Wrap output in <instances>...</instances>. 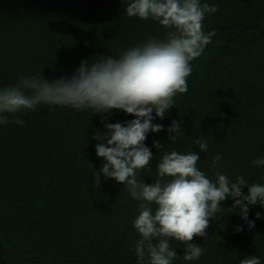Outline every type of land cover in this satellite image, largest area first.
<instances>
[{
  "label": "trees",
  "instance_id": "16d2710c",
  "mask_svg": "<svg viewBox=\"0 0 264 264\" xmlns=\"http://www.w3.org/2000/svg\"><path fill=\"white\" fill-rule=\"evenodd\" d=\"M201 2L218 7L203 22L205 32L216 34L192 62L188 91L176 96L164 119L153 120L163 130L147 134L154 155L141 179L155 181L157 163L175 150L198 152L197 166L210 178L220 171L233 181L242 175L264 184V167L253 164L264 157V0ZM125 7L121 0H0V88L20 77L67 78L81 61L163 38L158 23L128 18ZM18 115L23 125L11 117L0 124V264H137V202L103 175L100 187L93 184V171L104 163L93 138L105 131L101 115L46 105ZM131 119L121 110L104 117ZM172 120L182 127L175 141L168 139ZM197 136L208 143L207 153L193 145ZM154 140L163 147L156 149ZM216 155L221 160L212 169ZM232 204L223 201L207 237L194 238L203 249L199 259L184 260L186 245L170 241L178 253L172 264H239L247 255L264 264V207H249L255 222L249 230Z\"/></svg>",
  "mask_w": 264,
  "mask_h": 264
},
{
  "label": "clouds",
  "instance_id": "9594fccd",
  "mask_svg": "<svg viewBox=\"0 0 264 264\" xmlns=\"http://www.w3.org/2000/svg\"><path fill=\"white\" fill-rule=\"evenodd\" d=\"M128 18L158 23L163 38L149 37L129 46L118 56L101 60L81 61L70 77L48 80L42 77H20L14 86L0 88V124L23 125L22 110H34L39 105L91 110L101 115L105 131L94 134L100 142L95 146L104 163L93 171V184L101 185V175L123 185L131 199L137 202V215L132 224L139 239L135 241L137 264H172L177 257L170 241L186 245L184 260L199 259L203 249L193 242L206 238L209 222L221 211L222 202L233 201L248 229L255 227L249 207H264V184H249L244 176L230 180L220 171L210 178L197 166L201 159L196 151L165 152L157 163V179L145 183L141 173L153 158L145 145L149 132L159 133L163 125L153 123L164 119L175 105L177 95L188 91L187 78L192 62L211 43L215 30L205 32L204 19L218 10L201 0H121ZM121 110L134 119L126 123H107L105 115ZM154 113V115H153ZM181 124L172 120L167 128L168 139L176 140ZM199 152L207 153L208 143L197 136L192 140ZM156 149L163 147L154 140ZM221 157L216 155L211 165L216 169ZM264 167V157L253 161ZM247 187L245 193L242 189ZM256 219L261 213H255ZM243 231L241 226L235 232ZM239 264H261L255 255H247Z\"/></svg>",
  "mask_w": 264,
  "mask_h": 264
}]
</instances>
